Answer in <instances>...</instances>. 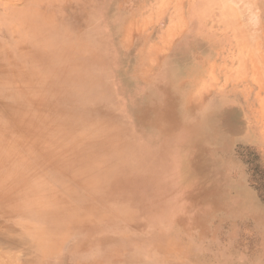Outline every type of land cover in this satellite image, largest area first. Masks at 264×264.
<instances>
[{"label": "rangeland", "instance_id": "1", "mask_svg": "<svg viewBox=\"0 0 264 264\" xmlns=\"http://www.w3.org/2000/svg\"><path fill=\"white\" fill-rule=\"evenodd\" d=\"M0 264H264V0H0Z\"/></svg>", "mask_w": 264, "mask_h": 264}]
</instances>
